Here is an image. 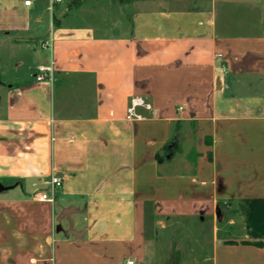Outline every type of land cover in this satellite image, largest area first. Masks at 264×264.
I'll use <instances>...</instances> for the list:
<instances>
[{
	"label": "crops",
	"instance_id": "obj_1",
	"mask_svg": "<svg viewBox=\"0 0 264 264\" xmlns=\"http://www.w3.org/2000/svg\"><path fill=\"white\" fill-rule=\"evenodd\" d=\"M25 1L0 0V264H143L157 221L264 200V0Z\"/></svg>",
	"mask_w": 264,
	"mask_h": 264
},
{
	"label": "rangeland",
	"instance_id": "obj_2",
	"mask_svg": "<svg viewBox=\"0 0 264 264\" xmlns=\"http://www.w3.org/2000/svg\"><path fill=\"white\" fill-rule=\"evenodd\" d=\"M105 9L98 7L102 14H108ZM245 221L244 217H239L236 206L231 204L221 206L215 220H159L150 230L143 264H211L215 239L251 238L253 233ZM229 231L231 235L228 237Z\"/></svg>",
	"mask_w": 264,
	"mask_h": 264
},
{
	"label": "trees",
	"instance_id": "obj_3",
	"mask_svg": "<svg viewBox=\"0 0 264 264\" xmlns=\"http://www.w3.org/2000/svg\"><path fill=\"white\" fill-rule=\"evenodd\" d=\"M237 210L246 219L245 223L253 233L251 237L253 239L264 237V200H242L237 204Z\"/></svg>",
	"mask_w": 264,
	"mask_h": 264
},
{
	"label": "built area",
	"instance_id": "obj_4",
	"mask_svg": "<svg viewBox=\"0 0 264 264\" xmlns=\"http://www.w3.org/2000/svg\"><path fill=\"white\" fill-rule=\"evenodd\" d=\"M54 3L59 4L63 2L64 0H53ZM31 3V0H27L24 2V6H29ZM37 81H42L45 78L50 77V70L45 67H39L37 69ZM143 107L145 109H148L147 104L142 100H133L130 104V106L127 108V120L129 121H135V120H141V115L136 113V108ZM61 187V179L57 177H52L49 182V190L50 192H53L55 189ZM38 200L41 202H52V198H50L46 193H40L38 195ZM123 264H136L133 260H125Z\"/></svg>",
	"mask_w": 264,
	"mask_h": 264
},
{
	"label": "water",
	"instance_id": "obj_5",
	"mask_svg": "<svg viewBox=\"0 0 264 264\" xmlns=\"http://www.w3.org/2000/svg\"><path fill=\"white\" fill-rule=\"evenodd\" d=\"M11 188H6V187H3L1 184H0V193L3 192V191H7ZM73 212V210L71 208H68V209H65L63 210L60 215H59V218H66L67 220H69V216L70 214Z\"/></svg>",
	"mask_w": 264,
	"mask_h": 264
}]
</instances>
